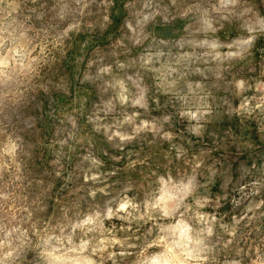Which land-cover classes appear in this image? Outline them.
<instances>
[{"label":"rangeland","instance_id":"obj_1","mask_svg":"<svg viewBox=\"0 0 264 264\" xmlns=\"http://www.w3.org/2000/svg\"><path fill=\"white\" fill-rule=\"evenodd\" d=\"M0 264H264V0H0Z\"/></svg>","mask_w":264,"mask_h":264}]
</instances>
